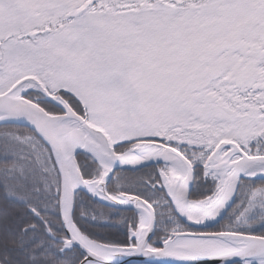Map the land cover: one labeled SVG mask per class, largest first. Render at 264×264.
I'll return each mask as SVG.
<instances>
[{
  "label": "snow or ice",
  "instance_id": "obj_1",
  "mask_svg": "<svg viewBox=\"0 0 264 264\" xmlns=\"http://www.w3.org/2000/svg\"><path fill=\"white\" fill-rule=\"evenodd\" d=\"M0 264H264V0H0Z\"/></svg>",
  "mask_w": 264,
  "mask_h": 264
}]
</instances>
